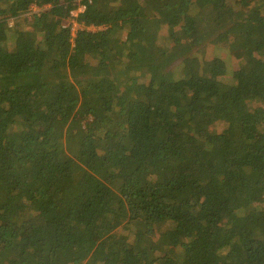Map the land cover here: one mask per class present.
Returning <instances> with one entry per match:
<instances>
[{
  "label": "trees",
  "instance_id": "16d2710c",
  "mask_svg": "<svg viewBox=\"0 0 264 264\" xmlns=\"http://www.w3.org/2000/svg\"><path fill=\"white\" fill-rule=\"evenodd\" d=\"M261 1L0 0V264H264Z\"/></svg>",
  "mask_w": 264,
  "mask_h": 264
},
{
  "label": "rangeland",
  "instance_id": "374dc122",
  "mask_svg": "<svg viewBox=\"0 0 264 264\" xmlns=\"http://www.w3.org/2000/svg\"><path fill=\"white\" fill-rule=\"evenodd\" d=\"M259 5H260L261 8H263L264 7V2L261 1ZM84 10H85L84 4L81 3L80 4V8L74 12V19L71 21L72 22L73 29L76 28V30H77L80 27L79 26L80 21L77 18H78V15H79V11H84ZM204 13L205 14L202 15L203 18L206 16V14H210L209 11H205ZM243 16L244 15H242V18H243ZM239 18H240L239 16H234L232 18L231 17H228L227 22L225 24L234 23V22H236L235 19L238 20ZM93 29L95 30V28H93ZM67 78L70 79V80H73L74 79V77L71 76V75H69Z\"/></svg>",
  "mask_w": 264,
  "mask_h": 264
},
{
  "label": "built area",
  "instance_id": "2783aa9c",
  "mask_svg": "<svg viewBox=\"0 0 264 264\" xmlns=\"http://www.w3.org/2000/svg\"><path fill=\"white\" fill-rule=\"evenodd\" d=\"M79 28L76 30V28H72V33H73V35H75L76 34V32L79 30V29H84V28H86L85 26H83V24L81 23V21H80V23H79ZM94 27H92V28H90V27H88L87 29H93Z\"/></svg>",
  "mask_w": 264,
  "mask_h": 264
}]
</instances>
